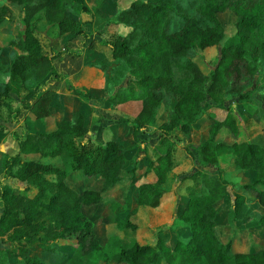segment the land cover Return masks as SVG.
Instances as JSON below:
<instances>
[{"label": "trees", "instance_id": "16d2710c", "mask_svg": "<svg viewBox=\"0 0 264 264\" xmlns=\"http://www.w3.org/2000/svg\"><path fill=\"white\" fill-rule=\"evenodd\" d=\"M6 1L0 4V31L8 37L2 41L0 34V51L9 46L14 52L7 65L0 60V74L9 72L0 88V106L6 107L11 122L23 110L30 111L34 124L22 132L12 128L17 150L2 155L0 176L21 185L15 188L0 182V242L11 243L0 248V264H48L45 257L58 252L57 242L64 240H74L80 257L100 251L105 262L117 264H264V246L235 251L230 240L218 235L220 225L240 229L237 217L245 206L254 204L264 211V136L261 144L248 138L237 140L239 127L229 110L220 119L210 118L205 128L200 129L198 122L209 102L222 105L236 98L245 101L253 120L264 124L260 106L264 83L256 82L260 59H264V0H128L115 16L105 18L103 24L114 31L106 40L108 57L96 62L106 75L101 97L109 105L142 102L132 118L115 122L106 141H83L89 130L88 110L74 112L53 104V90L41 84L46 78L65 79V86L84 101L98 100L74 88L53 59L62 53L81 52L73 47L62 50L59 41L63 36L86 37L81 15L96 14L106 0ZM11 5L21 12L13 32L8 29L14 20ZM43 9L47 33L54 34L51 40L59 47L50 45V52L42 49L32 22ZM224 11L235 16L237 37L220 46L214 66L206 73L196 52L224 37L220 22ZM11 94L19 97L15 109ZM161 109L165 116L156 123ZM5 123H0V136L7 128ZM152 126L157 128V143L162 147L151 146L154 156L146 153L141 140ZM223 128L233 142L218 139ZM179 132L185 134L183 146L200 169L181 178L189 183L175 210L180 225L170 227L175 232L173 244L158 236L154 245L133 241L126 246L114 235L101 244L94 234V222L83 210L102 202L103 193L128 173L123 201H110L108 207L120 228L138 230L133 213L140 206H158L168 193L164 182L174 163ZM221 152L232 156L234 168L244 172L249 182L235 185L225 180L219 166ZM51 159H60L62 164ZM139 167L144 168L143 176L152 173V180L135 183ZM72 171H80L84 180L97 177L100 187L68 183ZM232 185L240 190L231 191ZM224 201L229 202L231 223L219 221ZM241 229L256 232L264 241V212ZM183 233L185 239L177 236Z\"/></svg>", "mask_w": 264, "mask_h": 264}, {"label": "rangeland", "instance_id": "374dc122", "mask_svg": "<svg viewBox=\"0 0 264 264\" xmlns=\"http://www.w3.org/2000/svg\"><path fill=\"white\" fill-rule=\"evenodd\" d=\"M2 3H7V1L0 0V4ZM120 6H124V3H120ZM12 12L14 20L12 23H9L10 27L8 26V29L12 30L13 32L15 27H17L16 23L19 21L21 12L19 7H15L14 5H12ZM220 19L223 29L225 30L224 37L220 40L218 44L210 45V47H207L204 50H198V52H196V60L199 62L203 71H205L206 73H208L214 66L215 58L218 54L220 46H222L223 44L227 45L233 43L237 37L236 30H234L233 28L235 16L232 14V12H222L220 14ZM47 29L48 28L46 26L44 31L46 37H54V34L52 32L47 33ZM0 34L3 36L1 38L2 41L8 37V33H6L4 30H1ZM109 36L110 35L107 34L106 38L108 39ZM47 38H44V36L41 35L44 49H47L48 46ZM51 45H53V47H55L56 49H59L56 40H52ZM64 59L66 62H69L72 65L77 63L80 64L81 62L80 58H74V56H69L68 54H64ZM53 64L57 68L62 69V67L59 66L57 61L53 62ZM256 82L264 83V59H260L259 73L256 78ZM256 99L258 101L261 100L260 96L258 95ZM18 105V100L12 101V106L14 107V109ZM209 105L210 107L207 108V112H205L203 116L198 120L200 129L206 127L210 118L213 117L216 119H220L224 116L227 110H229L228 113L234 118L239 127L237 140L248 138L256 142V144H261L264 136V124L258 123L253 120V118L246 110V103L244 100L233 98L228 101H225L222 105L216 104L214 101L209 102ZM256 106H258V104H256ZM260 106L264 108L263 103H260ZM5 112V108H3V112H1V115H4V117H6ZM164 116L165 110L161 109L156 115L155 122L158 123L164 118ZM6 120L7 119L4 120L3 118V120H0V122ZM8 122L5 123V125L7 126V131H4V134H10L12 128L16 129L18 132H22L24 130L22 126L16 125V127H12L13 125ZM48 124L51 125V121H48ZM177 137L175 138L176 148L174 151V163L172 169L169 171V173H167V177L164 182V187H166L168 193L164 195V198L162 199L161 203H159V205H162V208L158 209L157 207L159 205L156 206L154 209L145 208V206L138 207L136 212H134L132 215V220L139 225L138 230L135 231L131 229L120 228L114 222L113 214H111L108 207V203H110V201H123V198L125 197L129 186L128 173H123L117 185L113 189L103 193L102 202L93 205V207L91 208H85L83 210L84 214L91 218L94 222V234L96 239L101 244H103L108 239V237L112 235L117 236L120 242L122 244H125L126 246H130L133 241L138 242L140 244L148 243L154 245V242L158 236H162V238L165 239L166 243H171V245L173 244L175 239V232H173L170 227H173L176 224L174 216L175 214L173 213L174 204L177 202L178 197L183 196L186 193V184L189 183V180L184 179L183 181H181V178L183 177V175L189 174L194 170L196 171L200 169L196 164V160L194 159V157L189 154L183 146L186 142L185 134L179 132ZM217 137L219 140L225 141V143H230L234 141L233 136L228 130H226V128H223ZM83 140H86V136L83 138ZM141 140L145 142L144 147L146 149V153H150L151 156H154L150 150L153 144L157 145L158 147H161V145L157 143L159 140L157 128L155 126H152V128L146 131L141 136ZM77 142H79L78 139L75 143ZM7 145L8 144L4 145V152L13 149L12 142H9V145ZM3 150L0 151V173H2L1 159ZM143 154L144 153L141 152V157L143 156ZM50 161L56 162L57 164H62L60 159H51ZM219 166L224 169L223 174L225 180L234 183L235 185H242L246 182H249L250 180L244 172L236 170L234 168L232 156L226 154V152H221L219 154ZM208 169L210 168L208 167ZM143 172V167H139L136 170L135 183L139 184V182L142 181L152 180V173L143 176ZM80 173V171H72L71 174L67 176L66 181L72 185L75 184L80 188L93 189L100 187L99 179L97 177H92L89 180H84L79 175ZM0 182L1 184L5 183L7 186L15 188L21 185L10 177L4 178L0 176ZM230 189L231 191L240 190V188H238L237 186L234 187L233 185L230 187ZM220 212L222 214L219 217V221L231 223L232 213L229 210V202L224 201L220 204ZM263 212V208L260 206H256L254 204H249V206H245V208L242 210V213L239 214V216L237 217V225L240 227V229L234 228V226L220 225L218 227L219 237L222 240H230L235 251H245L249 247H251L252 249L261 248L262 246H264V241L257 236L256 232L251 230L249 231L248 229L243 230L241 229V227L245 228L247 225L255 223L260 213ZM177 236H179L181 239H185L184 233ZM10 246V242H0V248ZM57 246H59L58 252L49 253L45 257V261L48 264H117L112 261L105 262L102 259V253L100 251H94L93 253L80 257L81 255L78 254V245H76L74 240L58 241ZM73 248L75 250H73L74 252H72V257L70 256L68 259H66V254H68V251L71 252ZM78 256L80 258L79 260L77 258ZM8 259L11 260L10 257H8Z\"/></svg>", "mask_w": 264, "mask_h": 264}, {"label": "crops", "instance_id": "0c3cea01", "mask_svg": "<svg viewBox=\"0 0 264 264\" xmlns=\"http://www.w3.org/2000/svg\"><path fill=\"white\" fill-rule=\"evenodd\" d=\"M120 3H124V6L122 7H125L128 5L129 2L128 0H106L105 2H103L96 14H82V30L84 34H86V37L75 35L63 36L59 41L62 50L67 47H73L74 49H80L81 52H79L78 55L62 53L60 54V56L53 59V62L57 61L59 66L62 67V69L56 67L57 70L66 74L67 79L70 81L69 83L72 84L74 88H77L82 92H86L90 96H98V100L91 98L90 101H84L83 99H81L79 93L75 92L74 90L68 89L65 86V79H61L60 81H58L46 78L41 82L44 88H49L53 90L55 95L52 101L53 104H58L64 109L71 110L74 112H85V110H88L89 117L87 119L86 124H88L89 130L87 131L86 140L83 141L108 140L111 137L112 127L119 118H132L134 115H136L137 112L140 111L142 107V102L138 100H126L118 105H109L105 103V101L101 97L104 82H106V75L105 72L98 66L96 62L100 60L103 56L108 57L109 49L106 45V37L107 34L110 35L114 31L113 28H108L106 25L103 24V22L105 18H112L113 16H115L117 11L122 8L120 6ZM32 22L36 30L38 31V35L42 44L41 35L44 36V38H47L46 34L44 33L45 28L47 26L44 17V9L40 10L37 13L36 17ZM47 39V49H44V46L42 44V49L44 50V52H50V45L52 40L51 38ZM13 52L14 51L11 47H4L0 51L1 62L7 65L13 57ZM64 54L74 56V58H80V64L77 63L72 65L69 62H66L64 59ZM8 77V71H3L0 74V88L2 87L3 82L8 79ZM11 96H13V100H17L19 98L14 96L13 94H11ZM13 100H11V103ZM3 108H5L7 112L6 107L4 105H1L0 118L2 119L0 120H3V118L4 120L7 119L5 122L9 121L8 123H11L13 125L12 127L20 125L24 130H26L27 128H31L32 124H34V119L30 111L23 110L18 116L17 121L11 122L7 118L6 114V117H4V115H1V112H3ZM5 131H7V129H5ZM8 141L12 142L13 149L4 152V145H9ZM1 150H3L2 155L4 153L12 154L13 152L15 153V151L17 150V144L15 143L11 135L8 133H3L0 136V151ZM177 203H179V197L177 202L174 204L173 212L175 214L174 216L176 223L174 226L179 227L180 221L177 219V215L175 213ZM145 208L150 207L145 206ZM157 208L161 209L162 205H159Z\"/></svg>", "mask_w": 264, "mask_h": 264}]
</instances>
